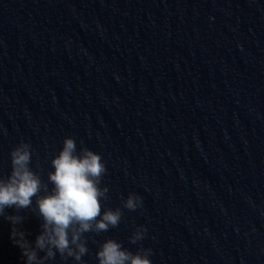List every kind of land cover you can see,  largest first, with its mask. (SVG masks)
Instances as JSON below:
<instances>
[{"label":"water","instance_id":"water-1","mask_svg":"<svg viewBox=\"0 0 264 264\" xmlns=\"http://www.w3.org/2000/svg\"><path fill=\"white\" fill-rule=\"evenodd\" d=\"M69 135L78 149L81 142L90 148L77 0H0V178L10 172V150L24 140L34 151L32 168L50 191L52 156ZM35 199L0 216V264H24L5 217L22 216L18 227L34 241L42 230ZM85 236L90 251L83 259L95 264V233ZM45 264L75 261L57 253Z\"/></svg>","mask_w":264,"mask_h":264},{"label":"clouds","instance_id":"clouds-1","mask_svg":"<svg viewBox=\"0 0 264 264\" xmlns=\"http://www.w3.org/2000/svg\"><path fill=\"white\" fill-rule=\"evenodd\" d=\"M34 151L31 144L21 140L9 153L10 172L0 178V216L6 208H27L35 197L36 207L42 219L41 231L34 241L22 227L23 217L9 214L6 219L13 225L11 237L21 250L24 264H45L56 254L75 264H86L83 259L89 254L85 233L100 234L121 222L123 209L136 210L143 207L140 194L129 192L119 206L105 207L109 191L101 181L107 168L99 152L69 135L62 147L52 156L48 179L53 187L49 191L39 174L32 168ZM44 189V194L40 195ZM148 232L146 225L138 226L130 237L132 243L143 240ZM40 253H43L41 255ZM152 249L132 251L123 242L114 238L103 239L96 251L97 264H152Z\"/></svg>","mask_w":264,"mask_h":264}]
</instances>
